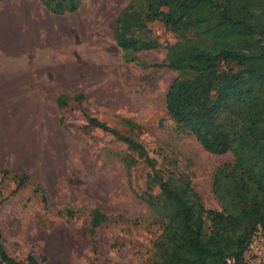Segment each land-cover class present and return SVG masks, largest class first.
Returning a JSON list of instances; mask_svg holds the SVG:
<instances>
[{
  "label": "rangeland",
  "instance_id": "obj_1",
  "mask_svg": "<svg viewBox=\"0 0 264 264\" xmlns=\"http://www.w3.org/2000/svg\"><path fill=\"white\" fill-rule=\"evenodd\" d=\"M127 2L80 0L76 11L55 16L39 0L0 1V236L16 261L30 253L47 264H147L159 230L142 196L156 193L154 173L188 181L205 209H219L211 179L233 154L206 152L165 112L176 72L150 64L163 62L176 33L150 22L140 36L157 48L127 60L116 47L112 28ZM79 93L56 107L58 96ZM86 117L139 143L149 162ZM18 173L29 177L19 188ZM92 208L107 221L89 233ZM64 209L73 215L58 213ZM244 252L248 264L264 261L260 233Z\"/></svg>",
  "mask_w": 264,
  "mask_h": 264
},
{
  "label": "trees",
  "instance_id": "obj_2",
  "mask_svg": "<svg viewBox=\"0 0 264 264\" xmlns=\"http://www.w3.org/2000/svg\"><path fill=\"white\" fill-rule=\"evenodd\" d=\"M39 1L55 16L74 12L80 4ZM150 22H159L180 38L166 47L162 63L150 64L176 72L164 99L169 120L206 152H231L233 159L211 179L218 210L205 209L188 181L177 185L152 174L156 193L147 191L142 200L159 233L147 264H248L244 251L251 238L260 233L264 244V8L260 0H128L112 28L114 43L127 60L157 48L140 36ZM81 97L60 95L55 104L62 109L69 99ZM86 120L149 162L139 143L118 136L93 117ZM122 159L127 166L134 161L130 154ZM13 179L19 188L29 177L18 173ZM34 191L49 209L42 187L36 183ZM58 213L70 218L73 210ZM106 221L98 208L90 209L88 232ZM6 254L0 236V264H47L30 253L19 261Z\"/></svg>",
  "mask_w": 264,
  "mask_h": 264
},
{
  "label": "built area",
  "instance_id": "obj_3",
  "mask_svg": "<svg viewBox=\"0 0 264 264\" xmlns=\"http://www.w3.org/2000/svg\"><path fill=\"white\" fill-rule=\"evenodd\" d=\"M250 247H252V246H250ZM256 251V249L254 250V252Z\"/></svg>",
  "mask_w": 264,
  "mask_h": 264
}]
</instances>
